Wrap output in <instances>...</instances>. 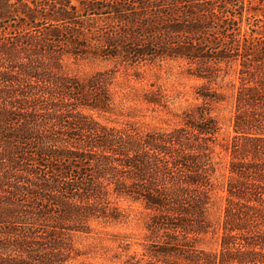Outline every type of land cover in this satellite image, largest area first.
I'll list each match as a JSON object with an SVG mask.
<instances>
[{"label": "trees", "instance_id": "trees-1", "mask_svg": "<svg viewBox=\"0 0 264 264\" xmlns=\"http://www.w3.org/2000/svg\"><path fill=\"white\" fill-rule=\"evenodd\" d=\"M0 264H264V0H0Z\"/></svg>", "mask_w": 264, "mask_h": 264}, {"label": "rangeland", "instance_id": "rangeland-1", "mask_svg": "<svg viewBox=\"0 0 264 264\" xmlns=\"http://www.w3.org/2000/svg\"><path fill=\"white\" fill-rule=\"evenodd\" d=\"M75 71L78 72L81 75H87L97 70H102L108 67L107 64H82L78 67L74 66ZM182 68L180 65L176 62H167L164 64V66L160 69L153 68L152 71H147L145 74V78L143 82L140 84L142 86H148L150 82H154L156 80V76H158V79L156 80L159 85L163 86V88L167 91V93L176 96V91L180 90L181 92L185 93L184 96H180L179 98H176L174 103L170 106L171 110L173 112H180L181 107L185 106L186 100H192V94H193V87L199 84V82L188 79L184 76L178 75L179 71ZM229 107H224L221 110L217 111L216 114L220 118V124H221V135L220 138H227L232 133V125L230 121V112ZM150 120V119H147ZM122 207L129 208L130 204L123 202ZM132 209L134 211H140L142 210L137 205L132 206ZM219 211L216 212V215L214 216V219L216 220L219 216ZM141 221L138 222L137 220H132L129 224V227H124L122 230H126L128 232H133L136 234L141 233ZM213 247V246H211Z\"/></svg>", "mask_w": 264, "mask_h": 264}]
</instances>
